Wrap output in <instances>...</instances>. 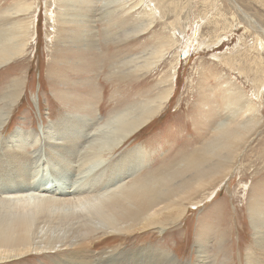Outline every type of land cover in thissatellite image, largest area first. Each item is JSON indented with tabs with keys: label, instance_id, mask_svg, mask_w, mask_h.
Instances as JSON below:
<instances>
[{
	"label": "rangeland",
	"instance_id": "obj_1",
	"mask_svg": "<svg viewBox=\"0 0 264 264\" xmlns=\"http://www.w3.org/2000/svg\"><path fill=\"white\" fill-rule=\"evenodd\" d=\"M21 4L29 7L34 23L24 56L0 67L1 102L18 82L24 87L8 125L0 129V143L18 128L40 135L42 125L68 113L101 114L103 123L122 108L159 97L157 84L164 78L173 92L162 112L108 159L140 146L148 153V169L129 182L159 169L187 179L186 159L218 162L206 155L208 137L241 115L248 120L246 107L259 106L261 123L249 131L253 142L238 160L231 163L230 154L223 161L230 143L220 144L223 174L212 180L220 186L213 199L190 208L179 227L122 237L118 249L160 248L183 264H195L201 246L210 264H246L253 242L249 207L256 201L264 210V0H0V15ZM123 6L131 15L117 13ZM140 24L150 27L120 39L124 30ZM143 55L145 68L152 63L155 68L132 74L129 61ZM189 167L194 171L193 164ZM229 167L233 171L223 180ZM63 258L46 253L17 264H54Z\"/></svg>",
	"mask_w": 264,
	"mask_h": 264
},
{
	"label": "bare ground",
	"instance_id": "obj_2",
	"mask_svg": "<svg viewBox=\"0 0 264 264\" xmlns=\"http://www.w3.org/2000/svg\"><path fill=\"white\" fill-rule=\"evenodd\" d=\"M122 8L124 12L125 6ZM121 10L117 12L121 16L131 15V10L123 14ZM31 16L25 4L12 5L1 13L0 20L8 24L0 22V67L26 53L34 23ZM149 27L143 24L130 27L122 32L120 39L135 37ZM145 61L144 55L132 58L129 63L134 69L131 67L129 71L144 74L155 68V63L145 68ZM17 85L5 102L0 101V129L23 95L24 87H19V82ZM157 86L159 97L122 108L103 123L101 114L95 117L88 113H68L55 122L42 125L40 135L34 129L18 128L2 139L0 264H17L35 255L56 252L64 258L54 264H110L115 261L119 264H134V261L139 264H183L172 253L152 249L149 244L129 251L118 249L124 245L122 237L140 236L149 230L162 234L167 228L179 227L190 208L196 209L213 199L220 186H214L212 180L223 174L220 173L222 163L230 154L235 156L231 163L238 160L252 140L249 131L256 132L261 123V113L259 106L250 105L246 107L250 115L248 120L241 119V115L238 121L223 125L216 137L209 136L211 143L206 155L219 161L200 163L187 158L184 162L190 174L187 179L181 175L165 176L159 169L152 175L146 173L129 182L148 167L146 150L138 145L125 153L115 152L109 159L108 155L162 112L173 90L164 78ZM261 87L264 88L262 84ZM256 98L261 102L259 95ZM226 141L230 147L225 148L227 153L222 161L220 144ZM192 164L194 171L189 167ZM232 171L231 167L225 169L223 180ZM255 203L253 201L249 207L253 242L246 254V264H264V259L256 258L251 251L254 249L264 256V210ZM200 249L195 264H210L207 251L201 246ZM186 264L190 263L187 261Z\"/></svg>",
	"mask_w": 264,
	"mask_h": 264
}]
</instances>
